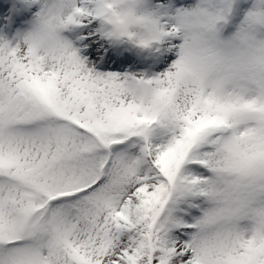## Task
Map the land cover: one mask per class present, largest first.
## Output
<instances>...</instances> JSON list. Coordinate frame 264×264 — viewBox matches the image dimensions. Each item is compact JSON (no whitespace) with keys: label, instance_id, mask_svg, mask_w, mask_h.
<instances>
[{"label":"snow or ice","instance_id":"snow-or-ice-1","mask_svg":"<svg viewBox=\"0 0 264 264\" xmlns=\"http://www.w3.org/2000/svg\"><path fill=\"white\" fill-rule=\"evenodd\" d=\"M0 264H264V0H0Z\"/></svg>","mask_w":264,"mask_h":264}]
</instances>
